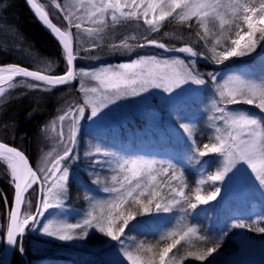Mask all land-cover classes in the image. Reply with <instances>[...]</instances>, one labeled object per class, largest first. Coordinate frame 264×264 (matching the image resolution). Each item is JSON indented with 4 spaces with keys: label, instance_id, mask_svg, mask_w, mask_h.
Here are the masks:
<instances>
[{
    "label": "snow or ice",
    "instance_id": "1",
    "mask_svg": "<svg viewBox=\"0 0 264 264\" xmlns=\"http://www.w3.org/2000/svg\"><path fill=\"white\" fill-rule=\"evenodd\" d=\"M28 3L58 39L67 67L62 74H57L51 61L44 68L36 69L18 64L0 66V102H7L8 94L17 87L49 93L76 82L83 100L69 104L45 126L57 133V143L63 145V151L55 156V149L46 154L45 167L33 168L22 151L0 142V164L5 166L13 187L11 202L3 197L4 203L9 205L4 234L7 244L23 252L22 237L30 227L60 241L83 239L94 230L116 242L113 247L122 257V261L118 260L116 264H185L189 259L207 261L220 244L199 246L197 242H206L207 238L199 234L195 225L185 222L187 216L199 206L215 201L221 193V188L216 185L226 178L231 179L242 168H246L264 190V117L232 108L252 105L264 113V72L257 76L231 75L221 81L213 71L201 72L198 60L224 65L232 58L251 56L258 48L264 49V0H70L67 5L63 0H50L51 6L63 14L64 28L53 23L42 3L36 0H28ZM133 22L143 26L145 33H159L166 23L171 22L190 32L195 28L192 34L196 44L183 42L180 34L176 38L182 43L169 45L147 34L137 36L134 33L105 44L107 30L115 32L120 26ZM81 34L89 38L87 47L77 43ZM103 47L115 54L155 47L164 53L178 55H145L118 65L91 69L77 67L79 59L89 58L87 55L82 57V53H94ZM91 58L98 57L92 55ZM261 67L264 69V59ZM17 77L23 79L17 80ZM209 83L213 97L211 115L207 118L210 129L207 142L197 139L194 124L181 122L179 127L187 143L176 162L144 157L94 159L91 168L107 166L112 173L103 179L93 173L92 183L103 184L101 191L108 194V198L96 200L86 196L89 210L76 223L58 218L42 223L46 213L51 215L49 210L58 209L60 214H65L71 174L66 162L79 159L75 145L81 120L96 122L102 118L105 109L120 99L141 96L151 90L167 94L166 100L175 106L185 93L199 91V86H208ZM193 85L198 87L192 88ZM177 115L182 121L193 119L179 111ZM65 121L68 122L67 135ZM85 155L112 156L100 147ZM210 156L216 157V170L205 175L203 165L209 161L204 158ZM185 158L188 164L201 166L202 174L194 189L189 188L183 167ZM206 184L212 185L213 189L205 193L203 186ZM37 186L43 195L35 212L22 213L26 195ZM27 203L31 205L32 202ZM153 210L156 213L178 210L183 215L176 226L160 235L155 244L142 242L135 248L126 246V232L131 223ZM38 225L42 226L37 228ZM231 228L264 234V215L247 221L236 219Z\"/></svg>",
    "mask_w": 264,
    "mask_h": 264
},
{
    "label": "rangeland",
    "instance_id": "2",
    "mask_svg": "<svg viewBox=\"0 0 264 264\" xmlns=\"http://www.w3.org/2000/svg\"><path fill=\"white\" fill-rule=\"evenodd\" d=\"M36 2L40 3L39 0ZM69 2L70 0H63L64 5H67ZM61 26L62 28L66 26L64 19L61 22ZM72 31L74 33L76 32L75 29ZM195 31V28L190 32L175 22H171L166 23L159 33H145V28L143 26L133 22L120 26L115 32L109 29L104 36L105 44L117 41L121 37L133 33L137 36L147 34L157 40H166L176 43L182 42L176 38V35L180 34L183 36V41H191L196 44L195 37L192 34ZM165 33L168 35H165ZM88 39L86 35L81 34L77 38V43L78 45L87 47ZM197 47L199 48L200 45L197 44ZM156 50L160 51L158 48L144 47L135 48L131 52L115 54L109 51L107 47H103L96 49L94 53H82V57L87 55L89 58H81L76 64L78 68L91 69L107 65L128 63L138 56L172 55L164 52L160 53ZM92 55L98 58L92 59ZM112 59L115 60L111 61ZM262 59H264V49L258 48L257 52L253 53L251 56L232 58L224 65H216L219 69L213 72L217 74L218 80L221 81L231 75L248 74L249 76H257L264 72V69L261 67ZM102 60L106 62L96 63ZM89 83L94 84V82ZM191 87L197 88L198 86L193 85ZM73 89L74 91L72 94L65 103L61 105L60 114L62 109L66 108L69 104L82 102L83 96L79 92L78 82L74 83ZM199 89V91L185 93L179 98L175 106L166 100L167 94L160 90H151L149 93H145L141 96L120 99L116 104L105 109L101 113L102 118L97 119L96 122H92L88 119L81 120L77 135V143L75 145V152L79 156V159L66 162L71 170V174L69 179V198L65 204V214H60L61 210L58 209L49 210L51 215L46 213L45 217L42 218V223H46L47 220L53 218L63 219L69 223H76L80 221L84 213L89 210L90 204L89 200L85 199L86 196L93 197L96 200L108 198V194L101 191L103 184L98 186L92 183V180L95 178L93 173H97L101 179L110 177L112 173L107 166L104 168L100 166H97L95 169L91 168V161L94 159L114 160V158L117 157H144L148 159L172 160L176 162V159H178L180 155L173 153H175L178 148L184 152L187 143L182 129L179 127L181 122L194 124L197 130V139L201 142H207L205 134H210L207 118L211 115L210 101L213 97V91L211 90V83H209L208 86H199ZM232 108L234 110L239 109L247 111L257 117H264V113H261L259 109L252 105H235L232 106ZM178 111L192 116L193 119L182 121L177 115ZM60 114H56L50 121L54 120ZM135 121H137V123H135ZM128 123H131L132 128L126 129L125 137L117 136L119 129L125 128ZM67 130L68 122L65 121V135H67ZM46 132V137H44L43 140L45 141L44 144H48V146L42 152L38 153L35 168L46 166L45 157L48 152L55 149L53 152V156H55L56 153L63 151V145L57 143V133L52 132L50 129H47ZM153 136L156 138L158 136L161 139L159 142L161 147L153 148L157 145V142L154 143ZM168 137L171 138L170 143L165 140ZM145 140H149V143L143 144ZM167 145L173 148V150H167ZM150 146L154 149L151 152L147 150ZM96 147H100L111 153L112 156L85 155V153L93 152ZM81 151L83 154H80ZM81 162H83V164ZM77 165H80L79 168L84 170V176L80 174L73 175V171H75ZM184 165L195 172L198 181L202 174L200 170L201 166L188 164L187 158H185ZM203 174H205V170H203ZM219 187L221 188V193L217 198L219 199L221 197L222 200L219 201L217 209H221L233 201L238 204L244 203L248 206V204H251L252 200H259V202L255 203H259V207L260 205L261 207L259 209H249L253 212L250 217L255 219L257 216L264 215V194H262L264 190L258 186V183L246 168H242L241 172L232 176L231 179L226 178L224 182L219 184ZM72 189L77 190L80 197L72 196ZM256 193H259V196ZM42 195L43 193H41V196ZM167 218L168 215L163 213L154 212L151 215L147 213L138 216L137 221L132 222L130 228L132 226H138L143 232L147 230L151 231L152 229L155 232L163 233L165 229L163 226ZM6 224L7 219L4 223L2 222L0 211V264L3 256ZM41 226L42 225H38L36 227L39 228ZM165 231H167V229H165ZM91 232L95 231H90L89 235L83 239L60 241L43 235L40 231L30 227L23 237L27 239V246L32 254L31 261L29 260V251L27 253L24 250L21 254L27 260V264H116L118 260L122 261V257L119 256L116 248L113 247L116 242L110 241L102 234V241H98L96 237L93 238L92 241L95 242V244L91 246L88 251L86 238L90 236ZM130 240L133 241L134 238H127L125 241L126 246L131 247V245L134 244ZM233 242V244H235L234 250L232 253L227 254V256L220 258L217 261L219 264H264V234L259 235L258 239H255L253 237H248L247 234L237 233L234 236Z\"/></svg>",
    "mask_w": 264,
    "mask_h": 264
},
{
    "label": "trees",
    "instance_id": "3",
    "mask_svg": "<svg viewBox=\"0 0 264 264\" xmlns=\"http://www.w3.org/2000/svg\"><path fill=\"white\" fill-rule=\"evenodd\" d=\"M50 0H39L49 12L50 19L58 26H61L63 21V14H61L54 6H51ZM169 45H179L182 42H169L162 40ZM185 42V41H183ZM187 42V41H186ZM157 52H160L156 50ZM161 53V52H160ZM140 54V53H138ZM51 61L53 64V71L57 74L63 73L66 70V64L62 49L56 41L48 35L42 27L35 21L27 9L24 0H0V66L9 64H18L30 69L44 68L46 63ZM198 68L201 72L214 71L219 69L213 65L198 62ZM20 80V79H19ZM74 84L60 87L53 92L41 93L31 92L25 87H17L14 91L8 94L7 102H0V141L13 145L14 147L22 150L29 158L31 164L35 168L36 158L38 153L42 152L48 144H44L43 140L46 137L47 129L45 126L49 125L50 120L56 114H60V107L74 91ZM137 123V121H135ZM131 129V123H128L125 128H120L117 136H124L126 129ZM43 129V131H42ZM208 137L209 133L205 134ZM154 143L157 142L156 147L159 145L160 138L157 136L152 137ZM170 143L171 138H166ZM149 140H145L143 144H148ZM122 147V146H121ZM165 147V146H164ZM151 146L147 149L149 152L153 151ZM167 150L171 151L169 145ZM180 150V152H179ZM181 149L173 154L181 155ZM80 154H83L81 151ZM209 163L203 165L205 175L215 172L216 170V157L210 156L204 158ZM83 164V162H81ZM81 164V165H82ZM80 165L75 167L74 174L85 175L84 170L79 168ZM186 171V177L189 183V188L194 189L197 178L193 170L183 166ZM73 178V177H71ZM216 186H219L216 185ZM213 186L206 184L203 186V191H211ZM72 196L80 197L77 190L71 192ZM259 196V193H256ZM6 196L8 201L11 202L13 197V187L10 183L7 171L3 164H0V211L1 220L4 223L7 219L9 205L4 203L3 197ZM38 200V186L26 195V203L23 206L22 213L35 212V207ZM220 197L215 201H210L207 205H201L195 212H192L186 218V223L195 225L199 229V234L207 238L206 242H197L201 247L211 246L213 243H219L220 247L207 261L200 262L189 259L185 264H219L217 261L232 253L235 244H233L234 236L237 233L247 234L248 237L258 239L261 233L252 232L247 229L231 228V224L236 219L251 220L250 217L253 212L249 209H259V200H252L251 204L245 205L244 203L238 204L233 201L227 206L217 209ZM31 201V205L27 203ZM247 207V208H246ZM263 208V207H262ZM153 210L152 213H154ZM152 213H149L151 215ZM168 215L163 228L169 230L176 226L177 220L183 215L178 210L171 213H163ZM254 219V218H253ZM149 227V226H148ZM164 229V231H165ZM163 231V232H164ZM225 233H227L225 235ZM162 233L151 231H142L138 226H132L127 230V238H131L134 244L132 248L139 243L155 244ZM102 241L99 232H91L90 236L86 238V246L89 251L90 247L95 244L93 238ZM23 249L28 253L26 237L22 239ZM29 260L32 259V254L29 251ZM11 264H27V260L18 247H15L14 255Z\"/></svg>",
    "mask_w": 264,
    "mask_h": 264
},
{
    "label": "water",
    "instance_id": "4",
    "mask_svg": "<svg viewBox=\"0 0 264 264\" xmlns=\"http://www.w3.org/2000/svg\"><path fill=\"white\" fill-rule=\"evenodd\" d=\"M25 2V5L27 7V9L29 10L30 14L32 15V17L35 19V21L42 27V29L52 37V39L54 41H56L58 43V45L60 46L61 48V45L59 44L58 42V39L56 38V36L51 32V30L49 28H47L45 26V24L40 20L39 16L37 15L36 11L32 8V6L28 3V0H24ZM54 23V22H53ZM62 49V48H61ZM98 63H101V62H98ZM6 66V65H5ZM62 74V73H61ZM17 80L18 79H23V78H20V77H17L16 78ZM2 142V141H0ZM5 143V142H4ZM8 144V143H7ZM9 146L11 147H14L13 145H10L8 144ZM16 148V147H15ZM18 149V148H17ZM20 150V149H18ZM22 151V150H20ZM23 152V151H22ZM24 153V152H23ZM25 154V153H24ZM25 156L28 158V156L25 154ZM29 160V158H28ZM29 163L31 164L30 160H29ZM32 166V164H31ZM33 167V166H32ZM41 198V191H40V188H39V195H38V200ZM23 209V207H22ZM7 224H8V219H7ZM7 224H6V229H7ZM6 229H5V232H6ZM14 249L15 247L12 246V245H8L7 244V241H6V237L4 236V245H3V256H2V260H1V264H11V261H12V258H13V255H14Z\"/></svg>",
    "mask_w": 264,
    "mask_h": 264
}]
</instances>
